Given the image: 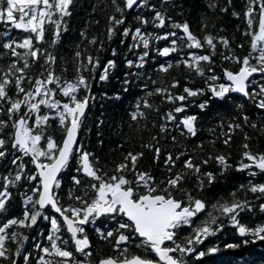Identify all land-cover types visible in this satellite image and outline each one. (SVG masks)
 <instances>
[{"label": "snow or ice", "instance_id": "obj_1", "mask_svg": "<svg viewBox=\"0 0 264 264\" xmlns=\"http://www.w3.org/2000/svg\"><path fill=\"white\" fill-rule=\"evenodd\" d=\"M76 3L0 0V264H196L229 250L233 259L221 264H256L243 252L264 242V221L248 219L257 207L264 215V180H258L264 177V151L250 148L247 132L235 161L223 151L197 157L204 141L192 149L188 141L198 136L201 114L215 113L223 130L219 109L229 115L228 133L246 126L264 132V0H210L200 35L187 19L173 18L170 11L183 15L182 4L173 0H111L101 33L81 29L69 76L67 61L55 50ZM229 11L244 23L243 31L236 29L242 42L222 29L205 31L209 17ZM114 38L126 45L123 91L139 89L121 125L135 122L151 140L141 150L102 160L90 137L94 131L103 145L106 121L103 113L90 114L92 86L110 80L117 67L114 58L101 55ZM245 44L242 55L237 50ZM117 51L111 48L113 57ZM173 66L185 69L183 81L161 78ZM33 67L39 71L31 72ZM112 98L122 100L120 92ZM193 107L200 112L190 113ZM210 131L214 146L215 129ZM221 135L229 145L232 136ZM144 149L152 153L147 167L141 163ZM210 161L215 170L206 168ZM231 168L245 173L247 183L231 191L217 188V173ZM229 232L230 239H221ZM91 235L111 252L93 251Z\"/></svg>", "mask_w": 264, "mask_h": 264}, {"label": "trees", "instance_id": "obj_2", "mask_svg": "<svg viewBox=\"0 0 264 264\" xmlns=\"http://www.w3.org/2000/svg\"><path fill=\"white\" fill-rule=\"evenodd\" d=\"M176 4H182V12L183 15L179 14L180 10L175 12H171L173 18L177 21H183L187 19L189 23L192 25V30L200 35L199 24L201 22V17L204 14V10L207 8L210 0H173ZM217 2H222V0H217ZM238 2V0H237ZM111 0H77L75 7L73 8V15L69 19L68 23V33L64 36V42L55 50V54L60 57H64L68 64V75L71 76V66H72V56L75 50L74 44L75 41L79 37V33L82 28H86L89 35L99 34L104 30L106 15L110 11ZM95 7V11L93 12V6ZM91 14V19H90ZM96 20L99 23H93L92 21ZM129 22L134 23L132 16H129ZM0 26H5L3 23H0ZM127 26V25H126ZM150 27V26H149ZM237 27L243 31L244 23L242 19H237L231 16V12L229 11L226 14H217L208 18V24L205 28V31L215 34L218 30H223L222 34L227 36L230 40L235 38L236 42H242L245 38L240 36V33L236 30ZM151 30V28H150ZM52 29L49 27L47 36L50 40ZM12 35H16V30H13ZM153 44L159 43L161 46H164L163 41H152ZM106 46L107 41H105ZM109 50L105 53H102V57L106 56L107 58H114L116 61L117 67L110 74L111 78L107 82H97L92 86V93L95 95V100L92 103V107L90 109V114H95L97 116L104 114L105 125L103 128V145L97 144L95 132L91 134V143L92 147L95 149L97 154L103 160L109 155L115 159L120 157L121 151H127L128 149H132L134 151L141 150L139 145L148 142L151 140V136L147 130L143 128H138L135 122L129 124L125 119L123 125H121V118L124 115L125 109L129 106V104L133 103V93L138 92V88H132L129 90L127 94L124 93L123 88L121 86V80L123 79V74L128 69L125 67L123 63V58L126 53V45L121 46L119 43V39H115L113 43L108 46ZM117 48V54L115 57L111 54V48ZM237 51L241 52V54H247L248 45L245 44L243 49H238ZM93 54H95V50H93ZM174 55V54H173ZM128 58H133L132 56H128ZM219 63V61H218ZM62 70V66H58L56 71L60 73ZM135 71V69H132ZM39 69L33 67L31 72H38ZM185 73V69L183 67L177 68L173 66L169 73L162 75V79L165 81L170 80L172 77H176L183 81V75ZM87 75H91V73H86ZM257 79H259V74H254ZM119 77V79H118ZM156 78L155 76L153 77ZM135 79V77H133ZM159 83V80H157ZM193 83H199V81H193ZM114 92H120L122 96V100H115L112 98V94ZM107 94V95H103ZM156 103H159V99L157 97L152 98ZM245 109H248L249 102H244ZM220 113L224 116L225 127L223 130L217 126L216 121L219 119L215 115V113H210L209 116H205L201 114V119L197 123V131L198 136L188 141V148L192 149L195 147L197 141H204L203 143V152L199 148L196 149L194 155L197 157L201 155H205L208 152L218 153L223 151L225 154H231L230 159L235 161L239 160V153L242 151L241 145L244 143V133L247 132L250 139L248 140V144L253 151H264V132H261L259 128L252 129L251 127H244L243 130L235 129L233 132L228 133L227 123L229 121V115L225 113L223 109H219ZM191 112H200L198 108H191ZM253 117L259 122L260 117L252 110ZM211 117V118H210ZM153 119L152 116H149V120ZM143 124V121H141ZM251 124V120L249 121ZM215 129V145L213 146L210 141L213 139V134L210 129ZM221 131L225 135L230 134L232 136V140L229 145H224L222 143L224 139V135H221ZM154 134V130L153 133ZM178 140H183V137L178 136ZM163 144L164 142L161 141ZM168 147L169 150H172V146L170 144L164 145ZM145 155L141 161L142 165L147 167L152 164L150 153L147 149H144ZM207 169H216V165L213 162H209L206 166ZM218 183L216 185L217 188H223L227 185V190L231 191L233 186L238 187L240 183H247V175L242 172H237L234 168L226 170L222 175L217 173ZM258 180H264V177L258 178ZM219 194V193H218ZM226 195V192H225ZM243 196V193H240ZM249 199H252V195H248ZM242 215H245L242 213ZM248 219L252 220L253 223L258 221H264V215H260L259 209L257 207L255 215L248 216ZM26 231V230H25ZM232 237V233L229 232L227 235L221 237V239H230ZM91 241L93 245V251L99 250L101 254H109L111 252L110 245L104 243H98L97 237L95 235H91ZM10 247L14 250L15 245L10 244ZM237 252L243 251V249L236 250ZM244 256L248 259L254 260L256 264H264V242L256 241L254 243H250L247 246V250L243 252ZM233 259V256L229 252H222L219 255H215L212 257L203 258L200 261H196V264H221L222 261H228Z\"/></svg>", "mask_w": 264, "mask_h": 264}, {"label": "flooded vegetation", "instance_id": "obj_3", "mask_svg": "<svg viewBox=\"0 0 264 264\" xmlns=\"http://www.w3.org/2000/svg\"><path fill=\"white\" fill-rule=\"evenodd\" d=\"M5 29V26L1 27L0 26V31H3Z\"/></svg>", "mask_w": 264, "mask_h": 264}]
</instances>
